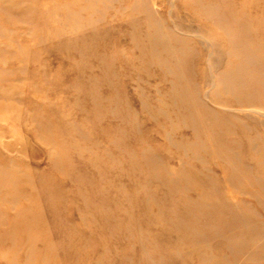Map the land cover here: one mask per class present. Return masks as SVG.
Returning a JSON list of instances; mask_svg holds the SVG:
<instances>
[{
    "label": "rangeland",
    "instance_id": "1",
    "mask_svg": "<svg viewBox=\"0 0 264 264\" xmlns=\"http://www.w3.org/2000/svg\"><path fill=\"white\" fill-rule=\"evenodd\" d=\"M134 1L0 0V167L11 173L0 186V264H264L254 245L264 86H248L258 99L247 105L214 97L213 76L237 61L222 48L220 67L208 68L220 31L186 32L213 24L186 0H145L193 43L187 74L231 130L224 149L196 138L172 95L179 82L137 46L145 28ZM253 8L242 12L262 28L264 6ZM255 39L264 46L263 32Z\"/></svg>",
    "mask_w": 264,
    "mask_h": 264
},
{
    "label": "bare ground",
    "instance_id": "2",
    "mask_svg": "<svg viewBox=\"0 0 264 264\" xmlns=\"http://www.w3.org/2000/svg\"><path fill=\"white\" fill-rule=\"evenodd\" d=\"M259 2L264 6V0H251L247 5L245 3H239L238 0H186L185 8L187 11L196 12L198 16L200 15L199 19H202L203 22L204 20H209L213 23L202 24L203 26L201 27L193 25L184 26L186 32L201 36L204 35L208 29L213 27L218 29L221 33L218 38L213 39L214 55L212 54L213 57H209L207 60L208 68L220 67L221 57L223 56L222 48L225 49V54L230 57H235L237 60L236 62L225 64V66L223 68L221 67L222 69H220L219 72L217 71L215 76H213L216 86V89L212 93L214 97H232L240 99L244 105L251 104L249 102L258 99V97L250 91L248 86L254 82L259 83L262 87L264 86V46H259L257 44V39H255V36L259 34L260 31L264 33V23L262 19L259 18L257 22H259L258 24H262V28L252 27L251 24H248V16H246L242 10L244 8L252 9L256 7ZM133 3V6L139 8L144 15V24L141 25V27L145 28L144 37L143 39L140 37L137 38L143 41V45L139 43L137 46L143 49V54L148 53L150 55L149 57L152 64H157L164 68L168 74L173 75L179 82L178 86L172 84V95L175 101L183 107L186 122L187 120L190 121V128L194 136L197 138L199 134H204L208 136V139H211L216 149H224L229 145L225 141V137L231 134V130L227 124L228 122L224 117L210 115V110L212 109L200 99L197 92L198 87H196L191 81V77L187 74V64L195 51L192 46L193 43L191 44L188 38L183 36L184 34L173 33L167 30L160 18L152 12L153 10L147 5L145 0H136V3L135 1ZM68 16L69 14L65 13L63 19L66 21L69 19ZM88 22L89 19L78 24H87ZM175 26L176 24L174 27ZM182 33L185 32L182 31ZM261 54L263 55L262 58H260ZM251 72L254 73V75H252ZM256 74H260L259 77H257ZM203 81L208 82V76L203 78ZM110 103L112 102L110 101ZM208 120H211V122L207 124L206 122ZM42 132L44 131L42 130ZM39 138L46 144L55 145L46 132L41 134ZM197 145H202V143L198 141ZM8 174H11L8 169L0 167V186L3 187L4 184L7 183L4 178L9 177L10 175ZM231 219L233 223L230 227L234 229L236 223L233 217ZM26 227L27 226L24 224V227H21V229L25 230ZM218 229L221 233L222 229ZM257 229L258 230H254L257 233H255L256 241L254 245L259 248L264 246V230L258 227ZM199 241L205 242V238L199 239ZM147 242L149 241L147 240ZM228 247L231 258L235 259L237 257V246L234 238H230ZM142 255L146 257L148 253L142 249ZM211 258L213 259V257ZM203 259L205 262L207 261V264L209 261L210 264H218V262L222 264V261H212L209 256L202 258V260Z\"/></svg>",
    "mask_w": 264,
    "mask_h": 264
}]
</instances>
